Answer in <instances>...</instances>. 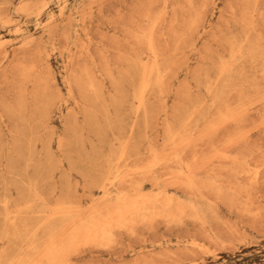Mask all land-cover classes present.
<instances>
[{"label":"rangeland","instance_id":"374dc122","mask_svg":"<svg viewBox=\"0 0 264 264\" xmlns=\"http://www.w3.org/2000/svg\"><path fill=\"white\" fill-rule=\"evenodd\" d=\"M63 263L264 264V0H0V264Z\"/></svg>","mask_w":264,"mask_h":264},{"label":"bare ground","instance_id":"6f19581e","mask_svg":"<svg viewBox=\"0 0 264 264\" xmlns=\"http://www.w3.org/2000/svg\"><path fill=\"white\" fill-rule=\"evenodd\" d=\"M17 30V29H16ZM151 50V49H150ZM52 52V51H51ZM232 54V53H231ZM155 61V60H154ZM142 74V73H141ZM143 77V76H142ZM143 79V78H142ZM145 89V88H144ZM140 90V89H139ZM142 91V90H141ZM209 95V94H208ZM141 194V193H140ZM139 194V195H140ZM120 195V194H119ZM105 196V195H104ZM157 196V195H156ZM144 197V196H143ZM120 198V197H119ZM124 198V197H123ZM122 198V199H123ZM137 199V198H136ZM139 199V198H138ZM133 200V199H132ZM136 202V201H135ZM143 202L141 201V204H142ZM130 205V204H129ZM134 205V204H133ZM121 207V206H120ZM125 208V207H124ZM133 208V207H132ZM135 208V207H134ZM113 211V210H112ZM132 212V211H131ZM111 213V212H110ZM116 213V212H115ZM109 214V213H108ZM108 214L106 215V216H108ZM118 214V213H117ZM120 214V213H119ZM115 218V217H114ZM98 219V218H97ZM112 220V219H111ZM105 224V223H104ZM102 225V224H101ZM106 225V224H105ZM109 225V224H108ZM99 226V225H98ZM109 226H111V225H109ZM108 228V227H107ZM94 229V228H93ZM99 229H101V228H99ZM109 229V228H108ZM95 231V230H94ZM93 231V232H94ZM95 233V232H94ZM100 233V232H99ZM106 233V232H105ZM88 234H89V232H88ZM96 235V234H95ZM64 236V235H63ZM86 236V235H85ZM92 239V238H91ZM64 264V263H63Z\"/></svg>","mask_w":264,"mask_h":264}]
</instances>
